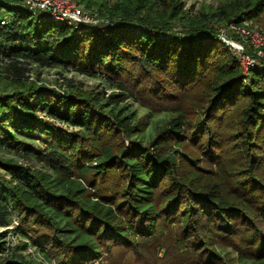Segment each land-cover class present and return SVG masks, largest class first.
Instances as JSON below:
<instances>
[{"label": "trees", "instance_id": "16d2710c", "mask_svg": "<svg viewBox=\"0 0 264 264\" xmlns=\"http://www.w3.org/2000/svg\"><path fill=\"white\" fill-rule=\"evenodd\" d=\"M74 1L109 24L55 23L0 0V82L11 84L0 85V148L47 166L0 163V264H94L114 249L264 264V70L243 76L216 39L221 26L258 23L264 0H220L194 16L181 0ZM34 69L100 78L111 92L58 91L29 78ZM120 98L172 116L141 145L133 137L146 124L116 110ZM46 119L76 130L53 133ZM36 131L53 147L37 148Z\"/></svg>", "mask_w": 264, "mask_h": 264}, {"label": "rangeland", "instance_id": "374dc122", "mask_svg": "<svg viewBox=\"0 0 264 264\" xmlns=\"http://www.w3.org/2000/svg\"><path fill=\"white\" fill-rule=\"evenodd\" d=\"M220 0H181L183 4L184 10L187 12L188 16H194L198 14V11L201 9L203 5L209 6L215 9ZM100 3V1H97ZM95 11V10H94ZM259 24L264 25V15L261 16L260 20L258 21ZM178 30L181 31V27H177ZM42 80V82L50 88H55L58 91H65L66 86L68 83L74 84L82 90L88 92H94L99 94L102 98H107L111 92L108 85L104 82V80L100 78H92L86 74H82L79 72L71 71V70H63V69H37V70H30L28 72L29 78L32 80H36V77ZM1 86L7 85L8 90L11 89V84L5 80L0 82ZM121 102L114 104L115 109H123V115H128L132 118V121H140L145 123L146 126L143 128L141 125L142 133L134 136L133 139L135 142L143 145L148 143L156 134L157 128H159L165 121L171 118L172 114L163 110V109H153L151 110L148 107L142 105L141 102L134 101L132 99H122L120 98ZM150 102V101H149ZM149 104V103H148ZM161 107V105H158ZM157 107V108H160ZM45 108V107H44ZM162 108V107H161ZM44 110L41 109L37 110V114L43 116ZM188 112V113H187ZM186 116L190 120L196 119V123H192L193 127H198L202 121L201 114L197 112L192 113V110L189 108L186 111ZM192 113V114H191ZM48 124L42 125L46 127L48 131L55 133L56 130H63V131H74L73 127L67 126L64 122L60 120H52L46 119ZM195 124V126H194ZM34 135L39 136V141L37 140L35 146L37 148H42L44 144L48 145L49 147H53L52 143H49V139L44 136L42 131L34 132ZM129 144L128 140H124L125 148ZM12 160L15 163L20 165L29 167L31 169H38L47 171V166L45 163L38 161L35 155H29L24 158H16L13 154L7 152L3 148H0V163L4 161ZM5 174V171L0 166V175ZM16 242L20 243V238L16 237ZM223 250V249H222ZM174 252V250H172ZM224 251V250H223ZM227 255L231 256V259H235L236 254L230 249L227 248L225 250ZM165 263H164V261ZM166 258L161 253L155 254L154 252L150 255L136 254V257L127 255V252L123 249H114L110 252L104 253L101 260L95 262L94 264H171L170 262H166ZM236 264V263H233ZM246 264H260V263H251L247 261Z\"/></svg>", "mask_w": 264, "mask_h": 264}, {"label": "built area", "instance_id": "2783aa9c", "mask_svg": "<svg viewBox=\"0 0 264 264\" xmlns=\"http://www.w3.org/2000/svg\"><path fill=\"white\" fill-rule=\"evenodd\" d=\"M18 1L21 6L32 13L40 14L55 23L74 27L86 25L101 28L110 22L100 17L96 11L89 10L74 0ZM6 22L5 19H2L0 25L4 26ZM174 31L180 32L177 28ZM200 35L203 36L202 34ZM216 39L235 58L243 76H248L254 70H264V25L253 21H246L241 24L229 23L218 29ZM13 224L14 226L9 228V232L6 235L7 247L11 248L17 244L16 236L12 231L17 226V222ZM26 253L32 258L41 261L38 253L30 245L27 246Z\"/></svg>", "mask_w": 264, "mask_h": 264}]
</instances>
